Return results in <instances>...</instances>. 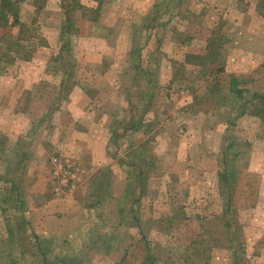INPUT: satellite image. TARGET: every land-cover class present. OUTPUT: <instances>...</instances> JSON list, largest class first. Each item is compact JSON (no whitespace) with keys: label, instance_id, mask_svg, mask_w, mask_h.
I'll return each mask as SVG.
<instances>
[{"label":"rangeland","instance_id":"1","mask_svg":"<svg viewBox=\"0 0 264 264\" xmlns=\"http://www.w3.org/2000/svg\"><path fill=\"white\" fill-rule=\"evenodd\" d=\"M37 1L42 7L44 0ZM59 1L63 10L60 34L63 32L66 38L60 35L61 47L66 43L68 51L60 49L51 56L49 67H57L55 72L59 76L56 77L65 83L63 96L65 86L69 90L72 83L70 76L74 73L76 54L82 53L83 46L77 45L79 38L80 42L85 36L94 38L105 32L116 57L125 44L122 40L128 36L131 67L142 69L128 71L125 82L128 90L134 92L133 97L136 98L135 92L139 94V112L129 114L133 119L113 125L116 134L110 146L111 156H116L123 170L131 176V185L122 200L117 199L106 210L91 211L95 201L87 188L85 168H77L76 160L70 156L54 152L57 167L47 162L34 186V190H47L46 194L42 198L29 194L37 180L31 183L29 172L35 175V170L27 168L29 159L35 161L32 145L29 146L30 134H35L43 120L34 121L29 133L19 137L20 141L18 139L13 147L7 135L19 126L16 120H9L5 112L10 106L0 103V264H146L148 259L151 264H264V227L258 226V216L251 212L262 202L257 194L261 185H253L255 179L247 182L249 175L257 172L249 168L248 149L241 147L249 143L247 136L238 135L236 141L230 140L237 146L231 144L232 148L240 149L244 157L232 168V186L226 185L219 178L222 163L218 160L220 152L215 151L222 140L213 136L217 135L213 131L216 126L214 107L220 93L215 90L208 93L203 86L196 89L186 80L181 86L171 87L164 81L168 67L159 48L163 37L171 35L172 31H176V36L178 30L185 35L187 17L178 13L180 8L167 7L171 0H95L98 6L94 8L83 7L81 1L86 3V0ZM172 1L175 4L183 0ZM184 2L180 3L182 7L186 5ZM34 3L33 13H21L24 17L21 20L27 21L28 26L20 33L14 28H0L1 77L10 76L19 68L12 67L18 57L21 60L29 55L23 39L33 38L34 45L44 43L42 24L38 22L41 9L37 11ZM155 5H160L158 11ZM244 5L242 0L239 6ZM188 7L193 6L188 4ZM69 21L72 28L66 34L63 30ZM171 68L172 73L175 70L174 76L183 78L182 67ZM153 98L155 108L149 111ZM40 108L41 104L24 105L28 113ZM199 111L208 114L206 124ZM189 113L192 115L189 125L194 132L183 137L187 130L183 118ZM143 117L144 121H139ZM137 123L140 126L133 135L132 128ZM192 146L198 148L190 155L187 151L185 160V149ZM203 147L209 148L205 151ZM232 154H224L228 164H232ZM9 157L14 160L8 161ZM131 167H138L135 171L141 172L143 181L149 176L154 178L149 190L147 186L136 185L139 177ZM96 174L102 180L111 176L107 170ZM239 174L238 183L235 178ZM99 186L100 197L105 198L106 188L103 184H97L96 188ZM152 208H155L154 213ZM118 222L121 229L114 226Z\"/></svg>","mask_w":264,"mask_h":264},{"label":"crops","instance_id":"2","mask_svg":"<svg viewBox=\"0 0 264 264\" xmlns=\"http://www.w3.org/2000/svg\"><path fill=\"white\" fill-rule=\"evenodd\" d=\"M13 1L18 3L19 22L28 26L27 21L21 20L24 18L21 13H33L34 0ZM172 2V0L171 3L167 2V7L173 10L180 8L178 13L187 17V27L184 28L183 32H186L184 36L178 30V36L174 35L176 31H172L171 35L162 39L163 43L159 50L162 51L166 62L164 63L168 67L164 81L171 87L174 84L181 86L186 80L196 89L198 86H203L204 89L207 88L208 93L209 90L220 93V100L214 107L216 126L213 130L217 134L213 136H217L218 141L222 140L221 146L215 149L220 152L218 160L222 163V175H219V178L221 182L224 181L222 176L225 171L223 162L225 152L231 154L233 152L230 157L232 166L237 165L241 157H244L240 149L236 151L232 148L233 145L237 147L235 142L227 143L228 137L236 141L238 135L247 136L249 143L244 142L245 146L241 147L248 149L246 158L249 159V168L257 171L254 175H249L247 182L255 179L253 185H261V191L257 194L262 200L250 209L255 216H258V226L264 227V0H244L245 6L242 9L239 0H186L185 2L183 0L175 4ZM183 2L187 7L180 5ZM188 4L193 7H188ZM81 5L86 8L98 6L95 0H86V3L81 1ZM41 6V19L39 18L38 22L42 24L40 28L44 43L34 45L33 38H22V41L26 42L25 48L29 52L27 56L29 58L20 60L18 57L14 64L12 63V67L19 68L10 76H0V96L3 97H0L2 98L0 103L4 105L7 103L10 106L9 111L5 112L8 113L9 120L13 122L16 120L19 126L12 133L10 130L7 136L14 147V143L18 139L20 141L19 137L29 133L34 121L43 120L44 124L41 122V126L38 125L35 134H30L32 139L29 146L32 145L31 154L36 163L29 159L27 168L35 170V175L31 171L30 174L28 173L29 177H32L29 178L31 183H34L35 178L37 180L29 189V194L37 198H42L46 194L47 190L39 188L34 190V186L39 182L41 169H46L47 162L50 161V166L57 167L53 156L54 152H59L76 160L78 163L74 162L77 168H85L87 188L92 200L95 201L91 211L97 208L106 210L117 199L122 200L131 185V176L123 170L124 167L117 157L111 156L110 146L112 136L116 134L113 125L133 119L129 114L139 112L137 111L140 103L139 94L135 92L136 98L133 97L134 92L128 90L125 82L128 71L134 70L133 68L138 71L142 69L131 67L128 36L122 40L125 42L122 46L123 51L121 49L116 57L113 56V46L109 43L105 32L97 35L99 38L83 36L84 38L80 42L81 38H79L77 42L78 46L81 43L83 49L82 53L76 54L74 73L70 76L72 83L69 90L65 86L66 94L63 96L61 93L65 83L62 78L56 77L59 76L55 72L58 71L57 67L55 69L49 67L51 56L58 54L61 49L63 10L59 0H44ZM159 9L160 5H155V10ZM103 20L100 21V25L101 22L103 24ZM11 21L10 17L8 24ZM16 29L15 27L14 30ZM174 65L183 68V78L173 75L175 70L172 73L171 67ZM231 84L235 85V91L241 92L240 98L236 97L234 87L231 90ZM155 101L153 98L150 102L149 111L154 110ZM29 103L41 104L42 108L28 113L24 111V105ZM47 113L50 115L46 116ZM184 115L183 120L187 130L183 133V137H188L192 134L190 132H194L193 126L189 125L192 115L190 113ZM201 115L206 124L208 114L199 111V116ZM144 118L143 120L139 118V121H144ZM139 126L140 123L139 125L137 123L136 127L133 126L135 127L132 128L133 135L137 134ZM230 144H233L232 147L226 150ZM197 148L196 146L186 148L185 160L187 151L190 155ZM208 148L202 149L206 151ZM12 151L14 152V148ZM11 160L14 159L9 157L8 161ZM131 168L135 171L138 167ZM80 169L79 171L84 173ZM100 170H107L111 174L109 179H99L96 173ZM137 173L134 175L138 178L139 173L138 175ZM257 173H260L258 177H256ZM153 179L152 176L146 177L144 181L142 179L143 186H147L149 190V184ZM235 179L239 183L241 175L239 174ZM97 184H103L106 188L105 198L100 197L101 190L100 186L96 188ZM148 193L146 196L149 195ZM141 198L144 199V194ZM152 198L153 201L155 197ZM102 199L106 202L101 204L99 201ZM154 210L155 208H152V213ZM117 213L120 212L117 210ZM153 221L152 219L151 223ZM141 222L142 219L138 225ZM114 226L119 227L121 224L118 222Z\"/></svg>","mask_w":264,"mask_h":264},{"label":"trees","instance_id":"3","mask_svg":"<svg viewBox=\"0 0 264 264\" xmlns=\"http://www.w3.org/2000/svg\"><path fill=\"white\" fill-rule=\"evenodd\" d=\"M241 1L242 0H239V3ZM34 6H35L37 11L41 9V7L38 6V1L36 2V0H35V3H34ZM242 8H244V7H242ZM18 14H19L18 10L15 7V2L13 0H0V28H15L16 27L19 33H20V31L24 30L26 26L19 22ZM10 17H11L12 21H11L10 24H8L7 18H10ZM71 28H72V25L70 24V21H69L67 27H65V29L63 31L67 34L68 30L71 29ZM61 36L63 37V39H66L63 36V32H62ZM61 50H63V52L65 50L68 51V47L66 46V43L63 44V46L61 47ZM28 58L29 57H27V56L25 57V59H28ZM232 82H233V80L231 79V83ZM234 84H235V81H234ZM230 87H231V90L233 89V87H234V91L236 90L235 85L231 84ZM235 94H237L236 95L237 98L238 97L240 98L242 96L240 91H235ZM136 126H137V124L135 125V127ZM133 129H135V128H133ZM229 143H232L230 141V137H229ZM230 147H232L231 144L228 146V148H226V150H229ZM226 153L227 152H225L224 154H226ZM223 162H224V167H225V171H224L223 176H222V178L224 179L223 182L226 185L227 184L231 185V184H233V180H232L233 173H231L233 166H232V164H228V161H227L226 157H224ZM140 176H141V172H139V180L137 181L138 182L137 185H138L139 188H141L143 186L142 178ZM147 261L148 262L146 264H151V262H149V259Z\"/></svg>","mask_w":264,"mask_h":264}]
</instances>
